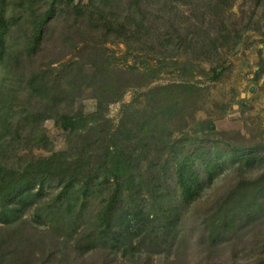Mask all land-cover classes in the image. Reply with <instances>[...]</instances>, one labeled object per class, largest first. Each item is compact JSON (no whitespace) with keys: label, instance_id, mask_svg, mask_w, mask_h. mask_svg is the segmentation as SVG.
Masks as SVG:
<instances>
[{"label":"rangeland","instance_id":"374dc122","mask_svg":"<svg viewBox=\"0 0 264 264\" xmlns=\"http://www.w3.org/2000/svg\"><path fill=\"white\" fill-rule=\"evenodd\" d=\"M92 2L122 15L130 11L131 0H76L79 8L60 7L42 29L37 54H32L35 37L27 48L31 54L19 44L34 35L31 18L40 24L46 7L37 4L34 16L30 9L18 11L25 28L10 26L13 34L5 52L11 60L0 59V116L13 143L0 154L8 156L6 162L17 167L33 154L63 149L73 154L93 136L91 128L71 133L59 127L54 113L60 107L49 104L35 123L37 133L48 135L47 149L26 140L20 118L40 108V99L27 87L30 73L38 69L50 71L53 84L61 85L63 109L89 114L102 99L106 117L115 125L151 104L175 106L171 120L151 131L158 138L151 150L157 162L173 147L179 152L201 141L226 148L264 143V0H143L150 25L166 35L165 50L155 48L157 41L154 48H141L136 40L126 44L106 33L98 15L89 14ZM19 31L23 38L15 34ZM170 84L169 90L157 89ZM220 177L215 183H222ZM169 182L174 186L170 173ZM60 190L57 181L47 183L40 201L17 212L15 223H0V264H264V254H258L262 248H257L264 242V223L240 224L213 245L203 228L204 203L196 204L197 210L178 211V234L172 229L157 244L146 242L140 254L115 244L90 248L84 241L81 247L76 239L82 237L86 216L74 224L69 215L51 214L47 206ZM216 192L206 190V198Z\"/></svg>","mask_w":264,"mask_h":264},{"label":"trees","instance_id":"16d2710c","mask_svg":"<svg viewBox=\"0 0 264 264\" xmlns=\"http://www.w3.org/2000/svg\"><path fill=\"white\" fill-rule=\"evenodd\" d=\"M37 4L41 8L46 7L41 9L42 21L37 24V19L31 18L34 26L31 30H35V36L31 32L29 38L19 44L28 52L30 38L35 37L32 54L38 53L43 40L42 29L60 7L76 9L81 6L76 4V0H0V59L6 60V64L11 60L5 51L12 29L25 28L18 11L30 9L34 16ZM91 4L94 9L88 10L90 16L98 15L106 33L120 37L126 44L136 40L141 48H154L157 41L158 47L155 48L165 50L166 35L161 36L159 29L150 25L142 7L143 0H131L130 11L124 15L105 10L96 3ZM39 28L41 33L37 31ZM15 34L20 35V31ZM18 40L16 38V43ZM183 40L192 45L191 39ZM0 70L1 87L4 79ZM53 75L48 70L38 69L28 77L27 87L33 96L40 99V108L26 111L20 118L26 140L32 146L47 149L48 135L37 133L35 123L43 119L42 110L49 104L60 107L61 112L54 113L59 127L71 133L91 128L93 136L73 154H68L66 149L52 151L45 156L33 154L31 160L22 166L16 167L6 162L8 156H0V223H15L17 212L38 203L40 192L51 181H57L61 189L47 201L51 214L69 215L74 224L85 216L87 218L85 229L80 231L82 237L76 239L81 247L84 241H88L86 245L90 248L115 244L124 246L131 253L137 250L140 254L146 249V242L157 244L172 229L177 235L179 230L176 228L182 217L179 212L197 210L195 205L200 203H204L203 228L213 245L240 224L245 227L248 223H264V143L253 147L226 148L201 141L191 149L186 146L179 152L173 147L164 161L157 162L151 156V150L158 138L151 131L162 126L167 119L171 120L175 106L151 104L136 110L131 120L122 118L115 125L106 117L102 99L98 101L96 111L89 114L81 109H63L61 85L53 84ZM171 87L170 84L157 89L164 91ZM2 122L0 154L13 146L7 139V123L0 116ZM20 130L17 127V132ZM169 173L174 176V186L169 182ZM221 173L226 178L221 179ZM219 177L222 183L217 184ZM212 188L217 192L206 198V190ZM257 248H262L258 254L263 255L264 242H259Z\"/></svg>","mask_w":264,"mask_h":264}]
</instances>
